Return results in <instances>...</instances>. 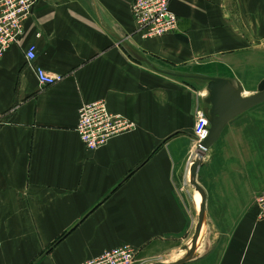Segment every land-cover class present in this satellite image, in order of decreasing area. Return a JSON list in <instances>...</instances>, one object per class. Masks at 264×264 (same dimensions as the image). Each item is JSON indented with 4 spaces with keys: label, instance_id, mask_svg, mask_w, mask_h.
Instances as JSON below:
<instances>
[{
    "label": "crops",
    "instance_id": "obj_1",
    "mask_svg": "<svg viewBox=\"0 0 264 264\" xmlns=\"http://www.w3.org/2000/svg\"><path fill=\"white\" fill-rule=\"evenodd\" d=\"M132 2L37 0L0 58V264H75L125 244L133 264L185 253L199 210L188 166L195 111L210 107L205 78L231 81L242 97L256 92L264 0H173L176 31L147 39L135 33ZM35 67L64 78L42 86ZM99 99L136 128L90 150L77 115ZM197 181L206 226L183 264H264L255 203L264 190V102L225 123Z\"/></svg>",
    "mask_w": 264,
    "mask_h": 264
},
{
    "label": "built area",
    "instance_id": "obj_2",
    "mask_svg": "<svg viewBox=\"0 0 264 264\" xmlns=\"http://www.w3.org/2000/svg\"><path fill=\"white\" fill-rule=\"evenodd\" d=\"M37 0H0V58L11 46L18 43L24 33V22L31 15ZM173 0H133L131 14L135 33L143 39L159 37L176 31L178 17L171 10ZM26 60L35 59V46L25 51ZM42 86H51L63 80V74H49L41 67L34 68ZM4 114L0 112V127ZM209 122L203 109L195 111L193 141L196 147L207 136ZM136 124L120 114L108 110L99 99L81 105L78 110L75 131L87 149L95 150L110 139L135 130ZM260 218H264V190L255 199ZM135 249L128 244L104 251L95 258L75 264H133Z\"/></svg>",
    "mask_w": 264,
    "mask_h": 264
},
{
    "label": "water",
    "instance_id": "obj_3",
    "mask_svg": "<svg viewBox=\"0 0 264 264\" xmlns=\"http://www.w3.org/2000/svg\"><path fill=\"white\" fill-rule=\"evenodd\" d=\"M205 80H207L206 87L209 93L210 107L203 109V111L209 122L208 133L196 147L194 158L188 166V182L200 197L195 231L189 244L183 247L185 253L182 257L171 263L153 262L151 264H183L196 256L197 247L206 226L205 192L197 181V172L202 165L203 157L207 149L217 140L227 121L238 113L264 102V79L259 82L256 92L246 97L241 96L240 87H234L231 81L227 79L207 77Z\"/></svg>",
    "mask_w": 264,
    "mask_h": 264
},
{
    "label": "rangeland",
    "instance_id": "obj_4",
    "mask_svg": "<svg viewBox=\"0 0 264 264\" xmlns=\"http://www.w3.org/2000/svg\"><path fill=\"white\" fill-rule=\"evenodd\" d=\"M262 58H263V59H262V65H263V67H264V55H263ZM263 74H264V73H263ZM240 90L242 91L243 89L240 88ZM245 90L248 91V92H251V91L256 90V88H250V89H245ZM175 255H178V257H179V256L184 255V252L178 251ZM175 255H172V256L169 257V258H170V259H173V258L175 257ZM155 262H157V261H155Z\"/></svg>",
    "mask_w": 264,
    "mask_h": 264
},
{
    "label": "bare ground",
    "instance_id": "obj_5",
    "mask_svg": "<svg viewBox=\"0 0 264 264\" xmlns=\"http://www.w3.org/2000/svg\"><path fill=\"white\" fill-rule=\"evenodd\" d=\"M197 193V192H196ZM197 195L199 196V194L197 193ZM196 196V195H195ZM195 199V198H194ZM195 201V200H194Z\"/></svg>",
    "mask_w": 264,
    "mask_h": 264
}]
</instances>
